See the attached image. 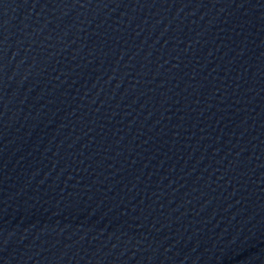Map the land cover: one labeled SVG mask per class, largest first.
<instances>
[{"label":"water","instance_id":"water-1","mask_svg":"<svg viewBox=\"0 0 264 264\" xmlns=\"http://www.w3.org/2000/svg\"><path fill=\"white\" fill-rule=\"evenodd\" d=\"M0 264H264V0H0Z\"/></svg>","mask_w":264,"mask_h":264}]
</instances>
